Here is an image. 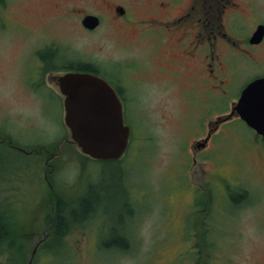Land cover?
<instances>
[{
  "label": "rangeland",
  "instance_id": "rangeland-1",
  "mask_svg": "<svg viewBox=\"0 0 264 264\" xmlns=\"http://www.w3.org/2000/svg\"><path fill=\"white\" fill-rule=\"evenodd\" d=\"M108 1H0V36L10 37L13 44L5 69L19 76L27 89L42 94L47 110L58 116L64 130L61 139L45 143L12 135L0 125V218L9 236L0 256L4 264H28L35 244L46 234V219L61 197L70 221L67 245L55 241L49 249L46 244L57 238L49 236L35 256L38 264H116L124 253L133 256L137 264H159L166 250L165 261L171 262L178 250L192 243L193 207L204 208L210 187L215 206L207 243L210 249L226 248L232 262L239 264L243 258L241 233L233 218L241 206L264 203V138L234 116L212 132L206 149L195 150L197 141L212 127L208 122L231 112L228 105L223 99L206 104L210 92L193 71L196 63L182 55L177 41L161 39L158 31L141 28V18L149 11L147 0H130L133 17L125 23L114 19ZM240 2L246 30L250 24L264 21V0ZM84 11L99 12L101 25L84 30L79 22ZM108 44L117 57L98 61L95 53ZM257 56L258 61L243 63L231 87L233 96L254 74L264 72V51ZM84 64L97 68L121 88L124 120L131 136L120 161L84 156L64 122L63 95L54 82L47 85L49 80L42 74L52 70L59 75ZM3 65L0 50V70ZM145 84L177 98L179 115L157 104L149 116L139 100ZM161 141L169 145L166 151H162ZM40 146L46 152L36 149ZM55 147L57 150H52ZM65 158L79 164V175L71 184L56 181ZM220 167L226 170L229 194L224 195L213 177ZM95 196L98 200L93 211L87 213L93 214L90 220L74 221L72 209L79 220H85L88 216H80V202ZM193 197L197 200L185 209ZM153 210L155 231L145 245L137 238V230ZM124 236L131 239L128 250ZM119 237L125 239V245L117 242ZM255 260L264 264V251L253 252L251 264Z\"/></svg>",
  "mask_w": 264,
  "mask_h": 264
},
{
  "label": "flooded vegetation",
  "instance_id": "flooded-vegetation-1",
  "mask_svg": "<svg viewBox=\"0 0 264 264\" xmlns=\"http://www.w3.org/2000/svg\"><path fill=\"white\" fill-rule=\"evenodd\" d=\"M130 2V0L108 1V7L114 14L115 20L122 23L132 21L133 10L131 4L133 3ZM147 7L149 11L146 16L141 18V28L147 31L156 30L159 32L161 39L168 40L172 37L173 40L178 42V45L182 47V55L196 63L193 71L200 77L206 90L210 92L209 97L206 99L207 105L210 102H214V100L223 99L225 100L223 103L227 104L229 110L232 111L244 87L250 81L264 75V72L254 74L243 86H240L239 93L236 96L231 94V87L236 83V76L241 70L243 63L247 60L251 61V63L258 61L257 53L264 51V36L259 42L251 41L254 32L259 25H264V21L253 25L250 24V28L246 30L245 25L247 22L241 17L242 5L240 0H147ZM156 11L158 14H156ZM89 14L97 15L100 19V23L94 29H89L83 24L84 17ZM80 15L79 22L84 30H95L103 21V16L99 12L84 11ZM42 74H44L46 80H49V82H46L47 85L54 82L59 90L58 76L60 74H55L52 70L42 72ZM99 75L116 89L124 106L121 88H117L104 75ZM41 85L45 87L43 84ZM46 88L56 93L52 87L48 88L46 86ZM62 101L64 105V96ZM210 123L208 122V125ZM212 136L213 134H211L204 145L198 148L199 151L206 149L210 145ZM49 157L51 158V156ZM225 171L224 167H220L216 173H213L214 179L220 182L224 195L230 193V189L225 182L227 177ZM49 186L54 192L53 184L49 182ZM206 193L207 199L204 202V208L197 210L198 207H193L191 222L192 243L186 244V246L178 250L171 262L165 261L167 250H163V259L160 258L159 264H235L232 262V254L226 248H209L207 239L211 234L212 227L210 215L211 209L215 204L210 187L206 189ZM195 200L197 198H191L185 209L189 208ZM92 211L93 209L91 213ZM91 213L85 215V217L88 216L85 220L75 218L73 220L87 223L93 215ZM66 221V229L61 233L56 234L47 228L46 234L35 244V247L37 246L36 253L33 258L32 255L30 256L28 264H38L35 262L37 251L40 245L47 240L46 238L51 235H55L57 238L50 240L45 247L51 249L50 247L55 244V241H58L59 244L67 245L65 241L70 228V221L67 217ZM124 238L128 239V243L125 246L126 250H128L132 247L131 239L127 236H124ZM52 253V251L49 252L50 255ZM45 264L49 263L45 262ZM252 264L262 263L255 260Z\"/></svg>",
  "mask_w": 264,
  "mask_h": 264
},
{
  "label": "water",
  "instance_id": "water-1",
  "mask_svg": "<svg viewBox=\"0 0 264 264\" xmlns=\"http://www.w3.org/2000/svg\"><path fill=\"white\" fill-rule=\"evenodd\" d=\"M99 22V17L92 14L83 19L89 29ZM263 36L264 25H259L251 41L259 42ZM58 85L64 96V122L70 130L71 140L81 152L98 160L122 157L129 146L131 128L125 123L123 103L115 88L97 73L79 70L60 74ZM235 113L264 137V76L255 78L244 87L232 111L211 122L208 134L197 141L194 149L204 145L219 124ZM36 249L37 246L32 258Z\"/></svg>",
  "mask_w": 264,
  "mask_h": 264
},
{
  "label": "clouds",
  "instance_id": "clouds-1",
  "mask_svg": "<svg viewBox=\"0 0 264 264\" xmlns=\"http://www.w3.org/2000/svg\"><path fill=\"white\" fill-rule=\"evenodd\" d=\"M12 40L8 36H0V50L4 53V65L0 70V125L12 135L39 139L42 142H55L63 137L64 130L58 116L52 115L46 108V102L41 93L27 89L19 76L10 74L5 69L7 53L12 49ZM110 44L95 53L98 61H105L109 56L116 58ZM145 112L150 116L151 108L162 104L166 111L179 115L177 98L168 93L160 92L155 86L145 84L139 97ZM162 151L169 147L164 141ZM79 175L77 161L65 158V162L56 173V181L63 184L75 182ZM237 230L241 233L240 247L243 258L239 264H251L252 253L264 251V203L244 205L236 210L233 218ZM156 212L146 214L141 221L137 238L143 244H148L155 231ZM0 264H4V257L0 256ZM116 264H137V260L128 253L120 255Z\"/></svg>",
  "mask_w": 264,
  "mask_h": 264
},
{
  "label": "trees",
  "instance_id": "trees-1",
  "mask_svg": "<svg viewBox=\"0 0 264 264\" xmlns=\"http://www.w3.org/2000/svg\"><path fill=\"white\" fill-rule=\"evenodd\" d=\"M1 1V0H0ZM76 70H82V71H93L96 73H99V70L97 68H94L92 65L90 64H84V65H80L79 67L76 66L75 68ZM37 150L43 149V147H38L36 148ZM56 149L57 147L53 148L52 150ZM45 150V149H43ZM46 152V150H45ZM86 156V155H84ZM88 158V156H87ZM90 158V157H89ZM114 161H120V159H116ZM98 200V196L89 198L86 197L84 199L81 200L80 205L83 207V212L80 214V216H84L86 215L88 212H90V210L93 209V205L95 204V201ZM67 204L65 203V201L61 198L58 197V204L56 206V209L54 210V213L49 215L46 219V229L48 228L51 231H54L56 234L61 233L62 231H64L66 229L67 226V221H66V210ZM72 216L75 219H78V213L77 211L73 208L72 212H71ZM3 220L0 218V252L2 249V244L9 238L8 234H7V229L6 227L3 225ZM119 240L117 242L120 241V243H124L125 245V239L123 237H119ZM115 242V243H117ZM114 243V244H115Z\"/></svg>",
  "mask_w": 264,
  "mask_h": 264
}]
</instances>
